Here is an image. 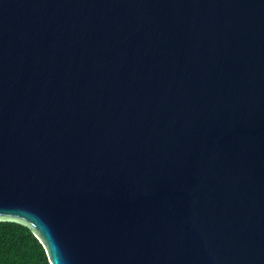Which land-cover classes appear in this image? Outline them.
<instances>
[{
  "label": "water",
  "instance_id": "water-1",
  "mask_svg": "<svg viewBox=\"0 0 264 264\" xmlns=\"http://www.w3.org/2000/svg\"><path fill=\"white\" fill-rule=\"evenodd\" d=\"M0 222L50 264H264V0H0Z\"/></svg>",
  "mask_w": 264,
  "mask_h": 264
},
{
  "label": "trees",
  "instance_id": "trees-1",
  "mask_svg": "<svg viewBox=\"0 0 264 264\" xmlns=\"http://www.w3.org/2000/svg\"><path fill=\"white\" fill-rule=\"evenodd\" d=\"M0 264H50L46 251L30 228L0 222Z\"/></svg>",
  "mask_w": 264,
  "mask_h": 264
}]
</instances>
